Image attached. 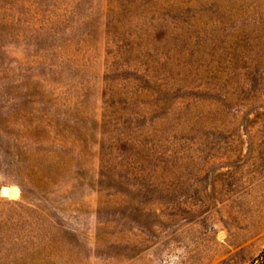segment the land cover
Listing matches in <instances>:
<instances>
[{
    "label": "rangeland",
    "instance_id": "1",
    "mask_svg": "<svg viewBox=\"0 0 264 264\" xmlns=\"http://www.w3.org/2000/svg\"><path fill=\"white\" fill-rule=\"evenodd\" d=\"M2 188L0 264H264V0H0Z\"/></svg>",
    "mask_w": 264,
    "mask_h": 264
},
{
    "label": "water",
    "instance_id": "2",
    "mask_svg": "<svg viewBox=\"0 0 264 264\" xmlns=\"http://www.w3.org/2000/svg\"><path fill=\"white\" fill-rule=\"evenodd\" d=\"M6 188H2L1 189V191H0V195L2 196V197H5L6 195ZM6 198V197H5Z\"/></svg>",
    "mask_w": 264,
    "mask_h": 264
},
{
    "label": "trees",
    "instance_id": "3",
    "mask_svg": "<svg viewBox=\"0 0 264 264\" xmlns=\"http://www.w3.org/2000/svg\"><path fill=\"white\" fill-rule=\"evenodd\" d=\"M21 195H22V198L23 199H25V193H24V191L22 190V192H21ZM30 211V210H29ZM31 212V211H30Z\"/></svg>",
    "mask_w": 264,
    "mask_h": 264
}]
</instances>
